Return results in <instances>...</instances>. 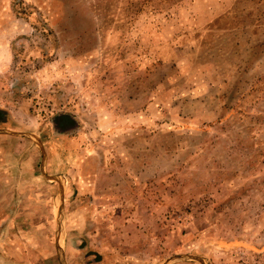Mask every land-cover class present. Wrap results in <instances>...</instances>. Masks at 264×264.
Returning <instances> with one entry per match:
<instances>
[{"label":"rangeland","instance_id":"rangeland-1","mask_svg":"<svg viewBox=\"0 0 264 264\" xmlns=\"http://www.w3.org/2000/svg\"><path fill=\"white\" fill-rule=\"evenodd\" d=\"M11 176L31 264H264V0H0Z\"/></svg>","mask_w":264,"mask_h":264},{"label":"crops","instance_id":"crops-1","mask_svg":"<svg viewBox=\"0 0 264 264\" xmlns=\"http://www.w3.org/2000/svg\"><path fill=\"white\" fill-rule=\"evenodd\" d=\"M10 171V170H9ZM15 171L12 170L11 174ZM16 180V176H11L9 179H0V264H31L30 262H34V258H31L29 255H18L20 251H22V244L16 243H8L2 236L12 235L15 236L18 233L19 227L16 224L17 220L21 218L18 211L15 209V203L17 201V190L16 187L18 186ZM7 187H12L13 190L10 191L11 193L7 192ZM19 187V186H18ZM13 203V204H12ZM3 243V245H2ZM29 252L32 254H37L39 248L37 245L30 243L28 244ZM8 247V248H7ZM13 250V252H12ZM43 252L51 251L50 248L41 249ZM8 252V256L7 253ZM6 254V255H5ZM39 254V253H38ZM13 255V259H11ZM48 256H46L47 258ZM52 257V256H51ZM20 259V260H19ZM27 259V260H26ZM9 260V261H7ZM53 260V258H52ZM47 264V262H46Z\"/></svg>","mask_w":264,"mask_h":264}]
</instances>
